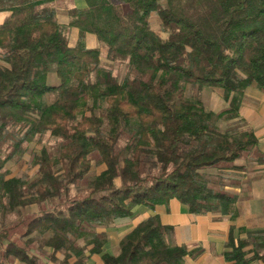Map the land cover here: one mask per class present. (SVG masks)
Masks as SVG:
<instances>
[{
  "label": "trees",
  "instance_id": "1",
  "mask_svg": "<svg viewBox=\"0 0 264 264\" xmlns=\"http://www.w3.org/2000/svg\"><path fill=\"white\" fill-rule=\"evenodd\" d=\"M65 1L0 0L10 13L0 24V264H89L94 255L102 264H183L199 250L178 245L159 214L127 232L114 255L107 229L136 206L172 199L191 213L232 212L236 197L203 170L219 178L243 168L237 161L259 139L252 128L221 130L199 94L219 90L228 105L219 116L231 120L248 88L264 93V0H207V11L195 0H84L65 12L75 45L58 18ZM88 35L108 60L127 62L123 80L101 68V47L87 46ZM46 133L59 139L57 154L34 153L31 181L9 176L28 138ZM94 160L105 168L90 178ZM245 232L230 230L226 261L264 263V228Z\"/></svg>",
  "mask_w": 264,
  "mask_h": 264
},
{
  "label": "crops",
  "instance_id": "2",
  "mask_svg": "<svg viewBox=\"0 0 264 264\" xmlns=\"http://www.w3.org/2000/svg\"><path fill=\"white\" fill-rule=\"evenodd\" d=\"M85 5L84 1L81 7H85ZM9 14V12H0V24ZM257 92L262 95L264 100V93L259 90ZM254 113L253 111L249 112V109H246L243 114L241 111V114L246 118H255ZM260 116V123L253 122L252 127L259 139L256 149L264 154V113H261ZM257 123L258 125H256ZM256 160L240 159L237 164L243 168L230 170L228 178L231 179V183L226 184L225 190L236 197L230 214L191 213L188 206L178 199H172L168 204L158 205L153 209L136 206L130 219L116 224L118 227L122 226L123 230L112 250L109 249L111 234L107 229L109 242L105 245V251L113 255L117 254L119 242L127 232L148 216L159 214L164 223L174 227L175 241L178 245H186L191 249L199 250L196 255L187 256L183 264H228L224 251L230 230L233 229L235 236L243 238L247 236L245 232L247 230L264 228V156L259 158L260 161ZM253 163L255 166L252 167ZM89 264H102L101 256H92ZM253 264L264 263L255 261Z\"/></svg>",
  "mask_w": 264,
  "mask_h": 264
},
{
  "label": "rangeland",
  "instance_id": "3",
  "mask_svg": "<svg viewBox=\"0 0 264 264\" xmlns=\"http://www.w3.org/2000/svg\"><path fill=\"white\" fill-rule=\"evenodd\" d=\"M172 5L176 7H181L183 6L184 2L186 0H171ZM190 1V0H188ZM83 0H66L65 2L58 4V18L62 24H64L67 27V33L68 36L71 40L72 45H75L79 39L78 36V30L76 28H72L68 25L69 23V18L67 16L66 9L70 7H81L83 5ZM195 2L198 3L201 9H205L204 11L209 10L206 7V2L207 0H195ZM195 9V8H194ZM151 23L152 27L160 32L159 28V19L156 15V13H153L151 16ZM164 35V34H163ZM85 43L89 47H101V68L102 69H109L113 71V73L120 79L123 80L127 74H128V64L127 62H112L106 58V53L107 50L104 46L100 45L98 42L96 36L94 35H88V37L85 40ZM48 81L50 83H56L57 78L56 74L52 73L51 76L49 77ZM256 90V91H255ZM200 99L202 101L203 107L206 112H213L214 116L211 117L210 121L214 123L217 127H219L223 131H229L232 134H241L242 132L246 131L249 128L253 129V122H258L260 123L261 121V113H264V100L262 99V95H260L257 92V89L255 88H248L244 95L242 96V104H241V111L242 114L245 112L246 109H249V112H255L254 115L255 118H246L244 115L241 114L240 111V117L231 119V120H226L223 117H220L219 114L228 107L227 103L224 101L221 92L219 90H214L209 87H205L201 93L199 94ZM258 123L256 125H258ZM16 129H19L18 127ZM16 129L13 128L11 131L15 134ZM254 130V129H253ZM24 135V132L21 133L20 136ZM18 134L14 135L12 140L16 139ZM125 141L127 140L126 138L124 139ZM26 145V151L24 152L23 155L18 156L12 161H9L6 165V170L9 172V176H20L26 179L27 181H31L38 172V167L34 164L33 158H34V153L38 151L41 147L46 146L49 148V150L56 155L58 147L60 145L59 139L53 137L51 134L46 133L44 135H35L31 136L28 138V141L25 143ZM261 156H264L259 149L253 148L248 156L246 158H251L254 161L256 159L257 162L260 161L259 158ZM253 161V162H254ZM241 162V161H239ZM248 162V161H247ZM251 164V166H255ZM105 168L104 165H99L97 162L94 160V166L92 171L88 174V176L93 177L97 174H99L103 169ZM203 171H206L204 173V176L209 177V179H215V180H221L225 184H230L231 179L228 178V175L230 174V170H226L222 172V176L219 178H216V175H218L220 172H218L216 169L212 168H207L204 169ZM227 176V177H226ZM85 183V182H84ZM74 194L76 196H82L86 193L85 185L82 184L80 186L74 187L73 190ZM30 210L33 212H36L38 210V207L35 205H32L30 207ZM13 216L9 218L11 220ZM1 226V222H0ZM110 234H111V242L109 243V249L112 250V248L116 244V240L119 238L120 234H122V226L119 225L112 226L108 228ZM20 264V263H16Z\"/></svg>",
  "mask_w": 264,
  "mask_h": 264
}]
</instances>
